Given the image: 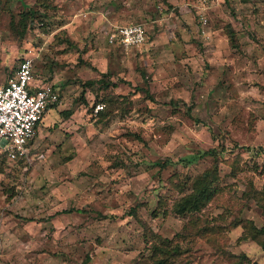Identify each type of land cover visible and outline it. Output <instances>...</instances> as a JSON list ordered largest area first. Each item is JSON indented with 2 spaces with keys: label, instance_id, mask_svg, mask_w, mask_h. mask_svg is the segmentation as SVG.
I'll return each mask as SVG.
<instances>
[{
  "label": "rangeland",
  "instance_id": "obj_1",
  "mask_svg": "<svg viewBox=\"0 0 264 264\" xmlns=\"http://www.w3.org/2000/svg\"><path fill=\"white\" fill-rule=\"evenodd\" d=\"M25 56L75 116L0 153V264H264V0H0Z\"/></svg>",
  "mask_w": 264,
  "mask_h": 264
},
{
  "label": "built area",
  "instance_id": "obj_2",
  "mask_svg": "<svg viewBox=\"0 0 264 264\" xmlns=\"http://www.w3.org/2000/svg\"><path fill=\"white\" fill-rule=\"evenodd\" d=\"M206 21V20H205ZM147 40L143 24L116 26L109 42L123 49L140 47ZM33 56H25L10 81L0 86V153L12 159L25 156L47 108L60 102L50 84L35 85Z\"/></svg>",
  "mask_w": 264,
  "mask_h": 264
},
{
  "label": "crops",
  "instance_id": "obj_3",
  "mask_svg": "<svg viewBox=\"0 0 264 264\" xmlns=\"http://www.w3.org/2000/svg\"><path fill=\"white\" fill-rule=\"evenodd\" d=\"M35 78H36V80H35V85H41V84H43V83H46V82H47V79H48V78H46L45 76H41V75H39V74H38L37 77L35 76ZM59 81H60V79H59L58 77H55L54 80H53V79H52V80L50 79L49 82L52 83L51 85L53 86V88H54L55 90H57V89L55 88V87H57V86H61L60 90H62L64 84H62V83L59 82ZM66 109H67V108H66V107H63V106H58V107H57L56 104L50 105V106L47 108V110H46L47 113L45 112V117H43V120H44L46 117H49V118H50V121H49V124H48V125H45L44 127L49 126L50 123H51V121H52L53 119H56V118H58L59 120L61 119V121H65V120H66V123L70 122V120H72V118L75 116V114H73V112H70V110H66ZM61 116H63V118H61ZM64 117H66V118H64ZM64 123H65V122H64ZM64 123H62V126H60V127H63ZM69 126H71V125H69Z\"/></svg>",
  "mask_w": 264,
  "mask_h": 264
},
{
  "label": "trees",
  "instance_id": "obj_4",
  "mask_svg": "<svg viewBox=\"0 0 264 264\" xmlns=\"http://www.w3.org/2000/svg\"><path fill=\"white\" fill-rule=\"evenodd\" d=\"M229 37H230L231 42L234 43L235 42V34H234L233 30H229ZM184 161L185 160H182V162H184ZM185 163H188V162H185ZM166 164H168V163H165V165ZM67 212H70V210Z\"/></svg>",
  "mask_w": 264,
  "mask_h": 264
}]
</instances>
